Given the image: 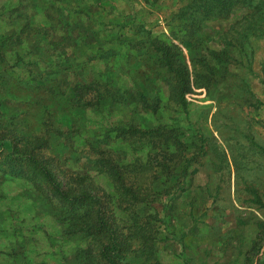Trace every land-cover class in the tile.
<instances>
[{
    "label": "rangeland",
    "instance_id": "1",
    "mask_svg": "<svg viewBox=\"0 0 264 264\" xmlns=\"http://www.w3.org/2000/svg\"><path fill=\"white\" fill-rule=\"evenodd\" d=\"M9 151L99 199L114 264H264V0H0V264H105Z\"/></svg>",
    "mask_w": 264,
    "mask_h": 264
},
{
    "label": "trees",
    "instance_id": "2",
    "mask_svg": "<svg viewBox=\"0 0 264 264\" xmlns=\"http://www.w3.org/2000/svg\"><path fill=\"white\" fill-rule=\"evenodd\" d=\"M159 52V54L162 55V65L171 69L172 67L169 58L166 55V50L160 48ZM178 84L180 89H182V81H178ZM6 156L9 161L25 165L28 170L40 179L45 188L49 191L51 197L56 199V202L59 205L58 210L64 212L61 216L57 215L59 223H65L64 221L66 220V222L71 225H77L75 233L83 234L87 232L94 238L96 237L103 240L98 247V255L105 264H114L113 257L119 251V243L114 231L108 227L103 217V211L99 199L93 193L88 191L79 190L68 192L62 185L61 181L58 180L55 173L47 167L44 162L35 158L28 152L23 151L14 153L9 151ZM102 160L108 164L106 159ZM109 171L116 183L123 187L121 177L116 168L109 164ZM74 222L76 223L74 224Z\"/></svg>",
    "mask_w": 264,
    "mask_h": 264
}]
</instances>
